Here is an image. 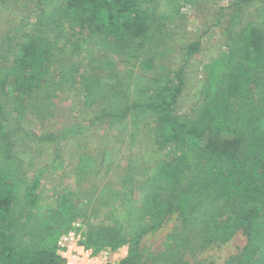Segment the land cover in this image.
Segmentation results:
<instances>
[{"label": "trees", "instance_id": "trees-1", "mask_svg": "<svg viewBox=\"0 0 264 264\" xmlns=\"http://www.w3.org/2000/svg\"><path fill=\"white\" fill-rule=\"evenodd\" d=\"M29 1L34 21L0 44V264H65L58 242L80 231L77 222L80 244L93 255L128 246L119 264H190L188 256L239 232L247 242L236 264H264V20L206 63L204 99L183 117L184 70L162 74L157 62L180 0ZM196 51L198 44L188 45L186 59ZM67 88H78L84 109L97 107L95 121H129L134 138L151 135L155 152L174 148L153 166L135 156L118 188L103 187L94 210L71 190L40 195L46 169L29 181L16 157L23 138L46 143L62 135L29 133L23 123L54 116ZM48 167L64 176L66 160L57 154ZM76 169L82 181L98 172V158L84 153ZM169 219L178 226L166 249L144 246Z\"/></svg>", "mask_w": 264, "mask_h": 264}, {"label": "rangeland", "instance_id": "rangeland-1", "mask_svg": "<svg viewBox=\"0 0 264 264\" xmlns=\"http://www.w3.org/2000/svg\"><path fill=\"white\" fill-rule=\"evenodd\" d=\"M180 1L183 7L164 28L166 45L162 46L163 54L158 56L157 62L158 72L162 74L183 68L185 87L177 99V113L188 117L204 99L201 90L205 84L206 63L220 56L226 50L230 37L241 29L247 25H260L264 20V0ZM35 12V3L29 0H18L16 3L0 0V44L17 27L33 22ZM191 43L198 44V51L187 60L185 51ZM94 45L91 49L100 55ZM77 59L86 61L84 55H79ZM121 70L125 69L121 67ZM77 89L67 88L61 92L54 116L46 120L30 116L23 123L29 133L62 135L46 143L23 138L17 144L16 157L26 165L24 169L29 181L46 169L41 176L40 195L51 199L54 193L71 190L72 199H79L94 210L98 207L96 200L103 187L110 184L118 188L130 160L135 156L141 163L153 166L174 148L155 152L151 135L142 130L143 134L134 138V129L129 121H95L94 109L97 107L84 109L81 93ZM84 153L98 158L99 169L78 182L77 163ZM57 154L66 160L64 176L52 173L48 167ZM176 226L178 223L169 219L157 233L146 235L142 244L154 252H162L169 245L167 235ZM246 242V236L239 232L226 244L213 245L195 257L188 256L186 260L190 264H236V258ZM122 256L123 252L111 254L109 263L119 264Z\"/></svg>", "mask_w": 264, "mask_h": 264}, {"label": "built area", "instance_id": "built-area-1", "mask_svg": "<svg viewBox=\"0 0 264 264\" xmlns=\"http://www.w3.org/2000/svg\"><path fill=\"white\" fill-rule=\"evenodd\" d=\"M75 227L77 229L80 228V231H71L58 242L60 248L59 253L65 259V264H108L111 253L103 251L97 255H93L92 249L86 248L80 244L84 225H82L81 222H77ZM118 252H123L121 259H124L128 255V246L122 247L113 254L116 255Z\"/></svg>", "mask_w": 264, "mask_h": 264}]
</instances>
